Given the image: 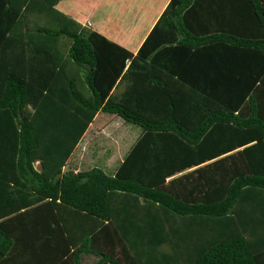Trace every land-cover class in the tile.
<instances>
[{
	"label": "trees",
	"instance_id": "trees-1",
	"mask_svg": "<svg viewBox=\"0 0 264 264\" xmlns=\"http://www.w3.org/2000/svg\"><path fill=\"white\" fill-rule=\"evenodd\" d=\"M56 1L0 0V264H264V1L168 0L134 52ZM98 113L140 132L63 169Z\"/></svg>",
	"mask_w": 264,
	"mask_h": 264
},
{
	"label": "crops",
	"instance_id": "crops-1",
	"mask_svg": "<svg viewBox=\"0 0 264 264\" xmlns=\"http://www.w3.org/2000/svg\"><path fill=\"white\" fill-rule=\"evenodd\" d=\"M167 2L168 0H57L53 7L73 18L81 25L96 31L104 38L119 44L131 52H134L146 36L153 23L156 21L158 15ZM114 119L117 121H114ZM110 121L113 122L112 126L113 129H116L115 131H118L119 129H124V131H126V137H124L122 143H124L128 149L135 137L139 134L140 128L136 125L126 123L117 116L111 117L107 123L109 124ZM100 124L99 129H96L95 132L93 131V133L90 134L94 136L91 140H93L94 144H96V148L100 147L102 144L105 145L103 139L104 137L98 135L104 133L105 123L101 122ZM135 131L136 136L132 142L129 143L128 135L134 134ZM89 138L90 136L88 139ZM113 143H115L114 140ZM107 145L108 144L106 143V147ZM35 162L38 164L37 161ZM94 166L99 167L97 164ZM115 167L109 170L110 172L107 171V174H111ZM256 201H260V198L258 197ZM245 211L248 212L245 222H247L248 217H250L254 223L253 230L257 231L258 224L264 216L263 207H261L259 202L255 204L252 209H250V207H246ZM79 218L80 219L72 218L71 225L74 226L77 222L84 220V217L79 216ZM46 246L51 247L47 243ZM34 250L36 254L37 248L35 244L31 243L30 247L27 246L26 253L29 254ZM96 260L97 257L93 254L82 253L79 258V264H92Z\"/></svg>",
	"mask_w": 264,
	"mask_h": 264
},
{
	"label": "rangeland",
	"instance_id": "rangeland-1",
	"mask_svg": "<svg viewBox=\"0 0 264 264\" xmlns=\"http://www.w3.org/2000/svg\"><path fill=\"white\" fill-rule=\"evenodd\" d=\"M122 86L123 85L119 84L114 89L115 93H118L122 89ZM110 118V115L103 113H98V115L95 116V118L87 128L85 136H83L82 140L72 151L63 169H66L69 166H75V171H78L82 169H88L97 164L102 168L103 171L108 173L107 171L113 169L120 162V159L127 149L125 144L122 143L124 137H126V131H124V129L115 131L116 129H113L112 126L113 122L110 121L109 124L107 123ZM114 121L117 120L114 119ZM101 122L105 123L104 133L98 135L104 137L103 139L105 145L102 144L100 145V147L96 148V144H94V141L91 140L94 136L90 134L93 133V131L95 132L96 129H99ZM89 136L90 138L88 139ZM128 136V142L131 143L136 136V131L134 134H130ZM113 140L115 141V143H113ZM106 143L108 144L107 147ZM33 166L35 168H38V164L36 162L33 163Z\"/></svg>",
	"mask_w": 264,
	"mask_h": 264
}]
</instances>
